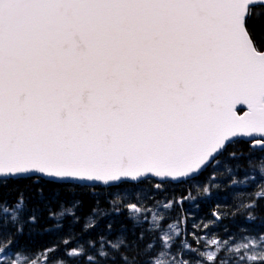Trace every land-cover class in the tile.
Listing matches in <instances>:
<instances>
[{
	"label": "snow or ice",
	"instance_id": "6c2138e0",
	"mask_svg": "<svg viewBox=\"0 0 264 264\" xmlns=\"http://www.w3.org/2000/svg\"><path fill=\"white\" fill-rule=\"evenodd\" d=\"M260 16L264 0H0V190L33 176L108 187L161 178L160 189L168 178L180 183L209 169L235 184L246 155L236 145H249V164L256 152L264 160V31L249 26ZM249 200L246 219H264V188ZM73 204L83 210L82 200ZM33 223L37 209L23 191L11 202L0 193V264H32L4 253L20 225ZM152 225H122L111 257L101 243L95 254L74 248L53 264H104L116 255L140 264L154 242H174L170 231L158 235L155 216ZM257 235L256 247L246 240L236 252L222 242L228 258L183 243L168 264H264Z\"/></svg>",
	"mask_w": 264,
	"mask_h": 264
},
{
	"label": "rangeland",
	"instance_id": "374dc122",
	"mask_svg": "<svg viewBox=\"0 0 264 264\" xmlns=\"http://www.w3.org/2000/svg\"><path fill=\"white\" fill-rule=\"evenodd\" d=\"M247 157L246 154L243 160L248 161L249 157ZM256 157L257 156H253L252 162ZM261 163L262 164L259 165L257 169L250 172L243 166L242 171L239 170L233 173L232 178L236 180L235 184H233L227 176L219 175V172L223 171V169L217 170L216 173L210 171L209 176H206L207 178L192 182L196 191L208 187L209 191L207 193L204 192L201 199H212V201H208V204H210L208 206L210 209L208 214L202 212L201 209H197L195 201H188L187 207H185L187 208V224L185 228H183L180 220L173 218V212L179 210V204L175 206L174 209L172 203H169V199H161L156 193L153 194L158 196L159 200L153 199L152 202L149 201L148 198L151 197L149 194H152L153 191L150 189L151 186L148 183L138 187H116L108 189V193L105 191L107 194L111 195L110 199L107 197L105 198L108 208L105 207L106 209H103L99 206L95 207L96 211L91 212L89 215L92 219L90 220L88 216L84 221V227L92 226L98 219L108 218V227L109 225H113L116 221L115 226L118 229V225H121L125 218L130 222L131 226L135 223L137 224V228L143 225L145 229L151 230L155 227L152 225L153 217L155 216L157 218V224L159 225V228L156 229L158 235H163L165 231H170L175 234L174 242L168 249L160 247L159 242H154L153 252L147 258H145L144 255L140 256L144 264H147L149 260L151 264H168L173 258H180V251L183 243H187L190 249H198L200 252L216 249L222 257L228 258L230 254L227 251H220L219 245L222 242H227V246L230 247L233 252H236V246H244L246 240L253 241L251 246L256 247V241L259 238L257 234L264 235V220L258 218L255 222L250 221L251 223L247 224L246 221L248 220L246 217L248 214L244 215L245 208L242 207V205L250 203L249 196L251 193L260 191L264 188V171H262V169H264V161H261ZM248 165L250 164L248 163ZM237 173L242 174L236 176ZM216 189H220L224 193H216L214 191ZM100 192L99 196L105 195L103 194L104 191ZM166 203L169 204V210L163 208V205ZM133 205L140 209V212H135L132 207ZM59 207V210L55 214L56 221L66 216L71 218L74 215L73 208L66 206ZM160 217H163V219L161 220ZM215 217L220 218V220L223 218V220L216 221ZM232 218H235L238 223L234 224V228L242 227L241 229H243V231H241V229H236L232 233L226 235L224 233L230 232L233 228L231 226ZM74 220V218H71L69 222H73ZM169 225H172L171 230L168 227ZM119 230H121V226H119ZM105 232L107 234L112 233V231H108V228H106ZM107 237L108 236H105V238ZM116 240L117 236H114L113 239L107 241L108 243H106V246L107 249H109V251H107L109 254L112 252L110 244L115 243ZM213 240L216 241V244L212 243ZM197 241H199V243H197ZM3 242L7 243L6 240ZM205 242L208 244L207 249L203 246ZM74 248L77 250L76 254L79 255V248ZM4 254L10 259L19 257L21 262L26 259L12 252L10 248L6 250ZM189 257L190 253L184 250V258ZM191 258L196 259L198 257L192 255ZM46 259L49 261V264H53L55 261L51 256L47 255V253L37 255L27 260L31 261L32 264H44Z\"/></svg>",
	"mask_w": 264,
	"mask_h": 264
},
{
	"label": "trees",
	"instance_id": "16d2710c",
	"mask_svg": "<svg viewBox=\"0 0 264 264\" xmlns=\"http://www.w3.org/2000/svg\"><path fill=\"white\" fill-rule=\"evenodd\" d=\"M249 26L257 33L264 31V16L253 18L249 21ZM236 148L244 150L246 154L249 150L246 143L236 145ZM229 150H231V146ZM225 156H227V152H225ZM239 162L248 161L243 160L242 157ZM210 171V169L205 170L191 181H182L176 185H169L168 183L162 184L160 189L155 187L157 182L153 180L151 183L148 182V184L151 186L150 189L153 191L152 193H156V195H158L161 199H169V202H172V207H174V209L175 206L179 204V210L173 212V218L180 220L183 228H185L187 224V208L185 207H187L188 201H195L199 210L201 209L202 212L206 214L210 211L208 208L210 205L208 204V201H212V199H201L204 194V190L201 189L196 191L192 185V182H197L207 178ZM41 188L43 189V196L37 195V190ZM17 191H23L24 196L27 199L29 209L36 208L37 215L39 216V223H33L31 228L25 227L21 224L20 228L22 229V234L10 237L13 241L10 246L11 251L26 259H32L35 256L44 253L49 255L50 250L52 251L49 256H51L53 260L56 261L61 258L67 259L65 253L71 251L74 247H78L79 249L83 247L87 250L86 255L95 254L98 250H100L101 243L104 244L103 250L109 251L106 246V243H108L107 241L113 239L114 236H117V238L121 236L119 225L118 229L114 224L111 225L112 233L107 234L105 232L106 228H108L106 219H98L92 226L84 227V221L91 213L89 211L90 209L97 206L100 208L108 207V204L105 202V198L107 197L110 199L111 195L107 194L108 191L103 190L102 187L97 186L87 188L71 184L44 181L40 178L38 179L37 177H31L5 183L2 190H0V193H2L4 199L11 202L15 200ZM100 191H104L103 194L105 195L99 196L101 193ZM214 191L216 193H224L220 189H216ZM75 200L83 201L82 211H78V206L73 204V201ZM261 204L263 205L264 201H261ZM59 206L73 208L74 215L71 218H74L75 220L73 222H69L71 218L66 216L61 220L56 221L55 214L59 210ZM257 210L260 211L262 209ZM261 216H264L263 212ZM122 225H127L128 229H131V226H129L130 224L125 218L124 221H122L121 226ZM105 236L108 237L105 238ZM101 237H104V239L101 240ZM127 238L129 241L136 239V237L132 235H128ZM64 240H68L69 243L65 245L63 243ZM88 241H94L92 247H89L87 243ZM140 247L143 248L144 244L141 243ZM110 253L111 254H109V256L111 257L112 252ZM117 258L120 259L119 255L115 256V259ZM139 261L140 264H144L140 258ZM118 262L119 261L117 260L114 262L111 259H107L104 264H117ZM71 264H85V257H80L77 260L73 259L71 260Z\"/></svg>",
	"mask_w": 264,
	"mask_h": 264
},
{
	"label": "water",
	"instance_id": "95a60500",
	"mask_svg": "<svg viewBox=\"0 0 264 264\" xmlns=\"http://www.w3.org/2000/svg\"><path fill=\"white\" fill-rule=\"evenodd\" d=\"M198 175V174H197ZM196 175V176H197ZM35 177V176H34ZM41 179L43 180H47V181H51V182H56V183H63V184H75V185H79V186H86V187H89V186H104L102 182H86L85 184H79V183H73V182H62L61 181V178H55V179H52V180H49L47 178H42ZM154 180L158 181V182H161V178H153ZM169 179V182L170 183H177V182H172L170 178ZM189 178H178V180L182 181V180H188Z\"/></svg>",
	"mask_w": 264,
	"mask_h": 264
},
{
	"label": "flooded vegetation",
	"instance_id": "af4514ba",
	"mask_svg": "<svg viewBox=\"0 0 264 264\" xmlns=\"http://www.w3.org/2000/svg\"><path fill=\"white\" fill-rule=\"evenodd\" d=\"M247 144V143H246ZM247 147H249V145L247 144ZM254 155H261V153L260 152H256V153H254ZM262 163L261 162H251L250 163V165H248V163H245V164H241V165H243L244 167H246L247 169H250L251 171L252 170H255V169H257L258 167H259V165H261ZM242 173H237L236 174V176H238V175H241ZM235 176V175H234ZM264 205V204H263ZM261 211V212H260ZM257 210V215L258 216H261L262 215V212L264 213V209H262V210ZM246 214H248L247 212L245 213L244 212V215H246ZM251 222L250 221H248V223L247 224H250ZM231 224L232 225H234V224H238L237 222H236V220H235V218H232V220H231Z\"/></svg>",
	"mask_w": 264,
	"mask_h": 264
}]
</instances>
